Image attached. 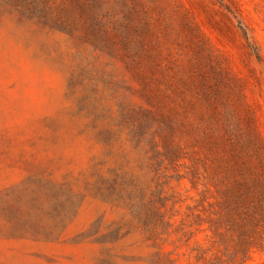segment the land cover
<instances>
[{"label":"rangeland","instance_id":"1","mask_svg":"<svg viewBox=\"0 0 264 264\" xmlns=\"http://www.w3.org/2000/svg\"><path fill=\"white\" fill-rule=\"evenodd\" d=\"M261 249L264 0H0V264Z\"/></svg>","mask_w":264,"mask_h":264},{"label":"trees","instance_id":"2","mask_svg":"<svg viewBox=\"0 0 264 264\" xmlns=\"http://www.w3.org/2000/svg\"><path fill=\"white\" fill-rule=\"evenodd\" d=\"M251 198H254V194L250 195L249 199H251ZM246 212H249V209H247ZM253 213H254V211H252L251 215H253ZM247 216H248V214H247ZM245 232H246V229L243 228V233H245ZM261 251L264 252V249H261ZM242 254H243V258L244 259L249 258V248H246V249L242 250Z\"/></svg>","mask_w":264,"mask_h":264}]
</instances>
